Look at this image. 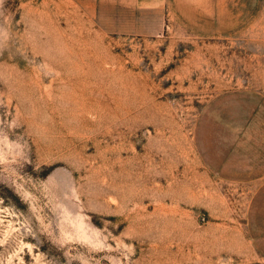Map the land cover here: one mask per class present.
Segmentation results:
<instances>
[{"label": "rangeland", "instance_id": "obj_1", "mask_svg": "<svg viewBox=\"0 0 264 264\" xmlns=\"http://www.w3.org/2000/svg\"><path fill=\"white\" fill-rule=\"evenodd\" d=\"M0 264H264V0H0Z\"/></svg>", "mask_w": 264, "mask_h": 264}]
</instances>
